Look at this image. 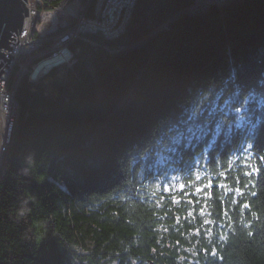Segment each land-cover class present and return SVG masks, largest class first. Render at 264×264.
<instances>
[{
  "label": "trees",
  "instance_id": "16d2710c",
  "mask_svg": "<svg viewBox=\"0 0 264 264\" xmlns=\"http://www.w3.org/2000/svg\"><path fill=\"white\" fill-rule=\"evenodd\" d=\"M70 1L44 0L40 12ZM203 1L136 0L119 37L87 27L64 48L67 59L21 77L18 90L31 97L0 167V264H264V110L238 92L264 69V0H212L196 11ZM88 2L81 10L93 22ZM133 62L147 70L135 74ZM224 79L228 99L243 105L209 85ZM195 87L213 99L198 121L224 109L219 135L212 124L194 139L191 124L167 130L180 111L187 121L194 108L176 106ZM142 150L156 153L145 166L178 169L183 187L166 189L165 171L147 174L143 160L131 167Z\"/></svg>",
  "mask_w": 264,
  "mask_h": 264
},
{
  "label": "rangeland",
  "instance_id": "374dc122",
  "mask_svg": "<svg viewBox=\"0 0 264 264\" xmlns=\"http://www.w3.org/2000/svg\"><path fill=\"white\" fill-rule=\"evenodd\" d=\"M32 1L35 2V0H26V6L28 7V15L25 16L24 18V22H23V26H22V34L21 37L19 38V40L24 39L33 35L36 31H33V26L36 24L35 20L36 19H53L51 24H50V28L47 31V33L45 32V29L40 25L37 28H40L41 30H37L39 31V34L42 36H46L47 38H49L50 36L53 39H56L55 43H54V47H57L58 50H56L55 48L53 50H50L53 53V55L51 56V59H46L43 62H36V57H34L33 55H29L30 53H27L26 50L24 49L23 51H21V55L19 57V59L16 58H9L8 61H10L7 63V65H11V66H15L12 69H7L4 70L1 74V76L3 77L2 79H0V86L1 83H4V87L6 86V92L2 93L0 91V96L2 97V100L0 102V167L2 168V163H3V159L4 156L3 154H5L8 150V148L11 147L13 141H14V135H15V129H16V125H17V121L19 118L23 117L25 114V110L27 109L28 105H29V100H30V88H27L26 90H18V88L20 86L23 85V82H21V77L24 76V78L28 79V73L30 72V75L32 76H39L40 74H42L43 72H45V70L55 61H57L59 57H65L70 55V53H63L64 48H66V46H63L62 44L64 43V39L61 38L62 36H66L68 35H72L76 36V34L84 32L85 29L83 27V24H86V26L89 27V30L93 33H100L101 35H104V38L106 40H114V38L119 37L124 31V27L126 28L128 23L131 21V15L127 16L125 18V21L121 23V26H118V18L119 15L121 13V9L124 8H120L118 7V3L115 2V0H107L108 3L106 2V6H105V10L102 14V16L97 15V17H95V19H98L96 21L92 22V28L89 25V22L86 21L88 20L85 17V14H87L86 12L82 11L81 9H79V7L76 5V3H71L64 5L63 9L59 12L54 11V12H44V11H37V6L33 7L32 5ZM224 0H217L216 2H221ZM227 1V0H226ZM210 2H213L212 0H204L201 4L199 5H195L194 9L196 11H202L205 6L207 4H209ZM230 2V1H229ZM121 3V2H120ZM124 6L129 7V4L126 2H123ZM135 6V5H134ZM134 6H130L128 9L131 10V14L134 11ZM80 10L82 12H80ZM71 13L72 14V18L70 19V23L71 25L74 24V26L72 28H74V30H71L69 32H66L64 34H59L61 31L65 30L68 25L66 27H63V24H67L68 21L65 20L64 23H61L59 17H62L65 13ZM100 13L99 10H95L94 13ZM27 16H29L30 18H27ZM40 21V20H39ZM242 37H247L246 33L244 32L242 35ZM74 38V37H73ZM72 38V39H73ZM72 39L70 41H72ZM45 41H47L45 39ZM19 49H22L19 48ZM18 48L14 47L13 51L17 52ZM35 52H38L37 50H34ZM33 51V52H34ZM12 52V51H11ZM11 52L9 53V57H11ZM32 53V52H31ZM49 54V52L47 53ZM69 61H73L72 56L69 57ZM14 62V63H12ZM137 66L136 70L140 69V72L137 71L135 74H139V73H144L147 68L141 66L140 67V63L136 64L135 62H133V66ZM35 69V70H34ZM31 70V71H30ZM135 70V69H134ZM162 72V69L160 67V69L156 70V72ZM32 73V74H31ZM133 74V73H132ZM131 74V75H132ZM26 75V76H25ZM29 75V78L31 79L32 77ZM143 75V74H140ZM32 79H36V78H32ZM132 80H135L132 79ZM175 94V90H173V94ZM11 106V111L7 110L6 106ZM4 118V119H3ZM11 127H12V131H11ZM129 137L124 138L123 140H127ZM190 139H194V136H190ZM122 140V141H123ZM118 144H123V142L116 140ZM110 146V143L108 145V147ZM4 147V148H3ZM2 149V151H1ZM185 150H191L189 148H184ZM173 152H175V147L172 150ZM139 155V158L137 159L136 163L134 162V158H136V156ZM148 155H156V153L152 150H142L141 152H138L135 156H133L132 160H131V167L134 165H139L137 164V162L143 160V163L140 164L139 166H141V168L144 170L145 169V173L147 174H153L156 175L159 171H165L168 172V170L166 169H162V170H156V168L152 167V166H145V159L147 158ZM113 159L114 155H110L109 159ZM158 164L160 166H163L164 163L161 159L158 160ZM135 167V166H134ZM110 168L112 169V165L110 166ZM168 169L170 171L175 170L176 168L174 166H168ZM109 172L111 173V171L109 170ZM130 181L133 179L132 182H134L138 189L136 191H139L140 186L138 185V179L137 181H134V178H132L134 176L133 172L130 171L128 172ZM217 177H222V173L218 172L216 174ZM106 177L108 178V173L106 172ZM167 179V178H166ZM109 182V184L112 182V179H109L107 181V183ZM169 182L173 183L174 179H169L166 181L165 183V188H169ZM2 183V182H0ZM97 184H102V183H97ZM90 185V184H89ZM94 185V183H93ZM249 182H243L241 184V187L245 190V192H247V194L249 196H254L253 194V189H251L250 191L248 190L249 187ZM92 186V185H90ZM183 185H181L182 188ZM91 188V187H90ZM135 190V189H134ZM142 190V189H141ZM236 191H240V189L236 188ZM196 191L194 189V193H196ZM236 194L238 195L239 192H236ZM131 201H135L137 198L133 195L129 196ZM104 244V243H103ZM124 247V246H123ZM146 264V263H144Z\"/></svg>",
  "mask_w": 264,
  "mask_h": 264
},
{
  "label": "bare ground",
  "instance_id": "6f19581e",
  "mask_svg": "<svg viewBox=\"0 0 264 264\" xmlns=\"http://www.w3.org/2000/svg\"><path fill=\"white\" fill-rule=\"evenodd\" d=\"M88 1H92V0H71L70 2H67L68 6L69 4L71 3H76V5L79 7V9H86L85 6H82L81 7V4L80 2H83L87 7L89 5V2ZM44 2V0H35V2L32 1V5L33 7H36L37 6V10L40 12V9L41 8V4ZM95 4L96 5H99V12L100 13H93V16L94 17H98L99 16H102L103 12H104V8L106 6V2H108L107 0H94ZM116 3H118V7L120 8H124V9H121V13L119 15V18H118V26H121V23L125 21V18L129 15H132L131 14V10L128 9L130 6H134L135 3H136V0H115ZM121 2V3H120ZM123 2H126L129 4V7H126L124 6ZM218 5V4H217ZM81 7V8H80ZM44 11V10H43ZM44 12H47V11H44ZM80 12H82L80 10ZM27 18H30L29 16H27ZM72 18V14L71 13H65L62 17H59L61 23H64L65 20L68 21V23L65 25L63 24V27H66L68 25V27L63 30L65 33L66 32H69L71 30H74V28H72L74 26L71 25L70 23V19ZM40 20V21H39ZM53 19H36L35 22L36 24L33 26V31H37V30H41L40 28H37L39 27L40 25L45 29V32L47 33V31L49 30L50 28V24L52 22ZM162 28L165 29V27L163 26ZM125 30V27L123 29V31ZM90 32V31H89ZM92 33V32H91ZM21 34H22V29L20 31V33L18 34V37L20 38L21 37ZM60 34V33H59ZM104 37V35H102ZM74 37V38H73ZM61 38L64 39V43L62 44L63 46H68L69 44H71L74 39L76 38L75 36L73 35H67V36H62ZM73 38V39H72ZM45 39L47 41H45ZM72 39V41H70ZM20 41V46L17 50V52H14L13 50L9 49V52L6 53V56L9 55V53L11 52V60L12 58H16V59H19L20 55H21V51H23L24 49L26 50L27 53H30L29 55H33L34 54V57H36V59H41L42 56L46 55L48 52V57L45 58L46 59H51V56L53 55L54 52L50 51V50H53L54 48L56 50H58L57 47H54V43L56 41V39H53L51 36L49 38H47L46 36H42V35H38V34H33L31 36H28L25 38V41L24 39H21L19 40ZM22 49H19L21 48ZM34 50H37L38 52H35ZM34 51V52H33ZM32 52V53H31ZM66 52V51H65ZM72 52V51H71ZM71 52H66V53H71ZM9 64H10V61H8ZM43 62V61H42ZM14 63V62H12ZM8 67L4 66L3 67V70H7V69H12L14 68L15 66H11V65H8ZM31 71V70H30ZM237 72V70H236ZM261 72V73H260ZM260 73V75L252 80H248L249 82L245 83L244 81H242L241 83H239V85H241L239 88H238V92H239V97L242 98V99H245L246 96H250L251 97V100L252 102H257V104L260 105V107L264 110V69L262 70H258V74ZM218 77L221 76V74H219L218 72L215 73ZM237 76V75H236ZM3 77L0 75V79H2ZM210 78V77H209ZM31 81V79H30ZM230 84L233 86V82L232 80H230ZM206 83L208 84L209 83V79L206 81ZM216 82H211L209 85L213 88V89H218L220 90L224 96L228 99V98H231V96H234V95H231V91H230V84L224 79L221 83L219 84H214ZM190 86H192L194 88V85L195 82L193 81H189L188 83ZM195 89H197L196 91H194V95H190L187 97V99L185 100H181L176 107H179L183 102L187 101L186 105L182 106V109H184L186 107V109H196L197 106L199 107V109L203 110V109H207L209 108L211 105H213V99L210 97V98H205L202 94H200L199 92H202V90L204 92L207 91V88H204V89H198L195 87ZM0 91L2 93H5L6 92V86L4 87V83H1V86H0ZM211 96H213L211 94ZM257 98V99H256ZM0 99L2 100V97L0 96ZM242 99L241 100H238L237 98H234V99H228V104H234L235 106L238 105V104H241L243 103L242 102ZM0 100V102H1ZM171 104H175V102H178V100L176 101H173L171 100L170 101ZM243 105V104H241ZM7 107V110H10L12 109L11 106H6ZM185 109V110H186ZM231 109V108H230ZM0 110H1V107H0ZM177 110V109H176ZM189 113H191V110H187ZM228 112L229 115L232 114V111L231 110H226ZM212 113L211 116H209L208 118H203V120H199L198 123L199 124H212L214 126H217V124L220 125V128L222 126V123L225 121L224 118L220 115L222 114V112H224V109L221 108V109H216V108H213L209 111V113ZM177 114V111H175V115ZM207 114V112H206ZM186 116L182 111L179 112V114L176 116V120L175 121H172V123L170 125L167 126V130L171 129L172 127L174 126H177V127H184L185 125V119H186ZM4 119V118H3ZM93 124V123H91ZM263 126H264V123H263ZM165 129H162L161 131H164ZM11 131H12V127H11ZM91 133V132H90ZM255 139L257 140V136H258V131L255 132ZM206 139V138H205ZM261 141L263 140L262 138L260 139ZM4 148V147H3ZM2 151V149H1ZM4 156V154H3ZM162 160V159H161ZM163 161V160H162ZM111 162H116V160H113ZM157 164H158V161H157ZM159 165V164H158ZM180 166V165H179ZM156 170H161L160 168L156 169ZM82 173V172H80ZM73 179H78L76 177H73ZM142 183H145L142 182ZM135 185V188H137V185ZM140 185V184H139ZM133 186V185H132ZM176 187H179V185H177ZM140 188L141 189H145L142 185H140ZM175 192H178V190H176Z\"/></svg>",
  "mask_w": 264,
  "mask_h": 264
},
{
  "label": "water",
  "instance_id": "95a60500",
  "mask_svg": "<svg viewBox=\"0 0 264 264\" xmlns=\"http://www.w3.org/2000/svg\"><path fill=\"white\" fill-rule=\"evenodd\" d=\"M26 15V0H0V75L4 66L9 68L6 53L20 46L18 34Z\"/></svg>",
  "mask_w": 264,
  "mask_h": 264
},
{
  "label": "snow or ice",
  "instance_id": "6c2138e0",
  "mask_svg": "<svg viewBox=\"0 0 264 264\" xmlns=\"http://www.w3.org/2000/svg\"><path fill=\"white\" fill-rule=\"evenodd\" d=\"M211 115H212V113L210 112L209 113V116H211ZM202 116H203V110L199 109V107L197 106V108L194 109L192 111V113L188 116L187 121L184 122V123H188V124H191V125L194 126V127H189L187 129L188 133L191 136H195L197 131H199L200 133H202L204 135H207L208 134V127L209 126L207 124L201 125V124L197 123L198 119L200 117H202ZM215 134L216 135H219L220 134V125L219 124H217V126H216V133ZM259 159H261L262 161H264V157H260ZM245 167H251V166L246 164ZM258 172H259V169L258 168H252V170L249 171V172H247V173H245V175L251 176L254 173H258Z\"/></svg>",
  "mask_w": 264,
  "mask_h": 264
},
{
  "label": "built area",
  "instance_id": "2783aa9c",
  "mask_svg": "<svg viewBox=\"0 0 264 264\" xmlns=\"http://www.w3.org/2000/svg\"><path fill=\"white\" fill-rule=\"evenodd\" d=\"M107 3H108V2H107ZM99 6H100V4L96 6L95 10L99 9ZM37 11H38V10H37ZM96 20H98V19H96ZM96 20H93V21H96ZM88 22H89V21H88ZM89 25L91 26V28L93 27V26H92V22H89ZM83 27H84V29H85L84 32H86V31L88 30V29H87L88 26H86V24H83ZM64 33H65V32H64ZM64 33H62V34H64ZM67 35H68V34H67ZM67 35H66V36H67ZM72 35H73V34H72ZM76 36H77V34H76ZM76 36H75V37H76ZM65 58L67 59L68 56H66ZM10 111H11V109H10Z\"/></svg>",
  "mask_w": 264,
  "mask_h": 264
}]
</instances>
